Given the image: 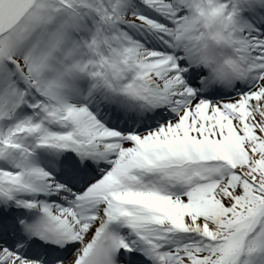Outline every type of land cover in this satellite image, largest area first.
I'll return each instance as SVG.
<instances>
[{"label":"snow or ice","instance_id":"6c2138e0","mask_svg":"<svg viewBox=\"0 0 264 264\" xmlns=\"http://www.w3.org/2000/svg\"><path fill=\"white\" fill-rule=\"evenodd\" d=\"M0 264H264V0H0Z\"/></svg>","mask_w":264,"mask_h":264}]
</instances>
